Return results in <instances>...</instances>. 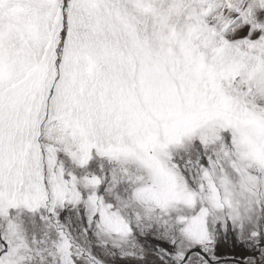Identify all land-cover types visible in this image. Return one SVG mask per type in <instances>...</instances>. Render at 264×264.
<instances>
[{
	"label": "snow or ice",
	"instance_id": "1",
	"mask_svg": "<svg viewBox=\"0 0 264 264\" xmlns=\"http://www.w3.org/2000/svg\"><path fill=\"white\" fill-rule=\"evenodd\" d=\"M0 264H264V0H0Z\"/></svg>",
	"mask_w": 264,
	"mask_h": 264
}]
</instances>
